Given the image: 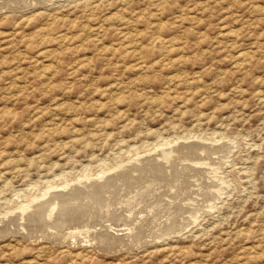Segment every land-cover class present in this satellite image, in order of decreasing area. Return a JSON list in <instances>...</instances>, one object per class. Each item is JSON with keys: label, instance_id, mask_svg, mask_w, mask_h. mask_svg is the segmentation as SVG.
I'll return each instance as SVG.
<instances>
[{"label": "rangeland", "instance_id": "obj_1", "mask_svg": "<svg viewBox=\"0 0 264 264\" xmlns=\"http://www.w3.org/2000/svg\"><path fill=\"white\" fill-rule=\"evenodd\" d=\"M0 4V264H264V0Z\"/></svg>", "mask_w": 264, "mask_h": 264}, {"label": "bare ground", "instance_id": "obj_2", "mask_svg": "<svg viewBox=\"0 0 264 264\" xmlns=\"http://www.w3.org/2000/svg\"><path fill=\"white\" fill-rule=\"evenodd\" d=\"M1 5V4H0ZM4 6V5H3ZM1 9V8H0ZM235 34L236 33H232L231 35H234V37H235ZM230 35V34H229ZM228 36V35H227ZM237 37V36H236ZM244 53H246V52H244ZM243 52L242 53H238V55L236 56V58H237V60H244L245 59V54H244ZM248 54V53H247ZM214 143V142H213ZM228 143V142H227ZM178 144V143H177ZM229 144V143H228ZM227 145V144H226ZM176 146V145H175ZM179 147V146H178ZM171 149H172V147H171ZM230 150V149H229ZM205 151H207V150H205ZM155 152V151H154ZM163 152V151H162ZM164 153H165V151H164ZM169 153V152H168ZM211 153V152H210ZM150 154V153H149ZM206 154V153H205ZM212 154V153H211ZM221 154V153H220ZM168 155V154H167ZM166 155V156H167ZM171 155V154H170ZM182 155V154H181ZM207 155V154H206ZM216 155V154H215ZM148 156V155H147ZM174 156V155H173ZM190 157V156H189ZM143 158V157H142ZM165 158V157H164ZM193 158H194V156H193ZM202 158V157H201ZM211 159V158H210ZM215 160V159H214ZM175 161V160H174ZM190 164V163H189ZM192 164H194V163H192ZM151 165H153V164H151ZM191 166V165H190ZM119 167V166H118ZM141 167V166H140ZM206 167V166H205ZM122 168V167H121ZM170 169V168H169ZM187 169H188V167H187ZM199 169V168H198ZM116 170V169H115ZM148 170V169H147ZM184 170V169H183ZM140 171V170H139ZM152 171V170H151ZM123 172V171H122ZM143 172V171H142ZM185 172V171H184ZM201 172V171H200ZM104 173V172H103ZM102 173V174H103ZM119 173V172H118ZM126 173V172H125ZM193 173V172H192ZM111 174V173H110ZM135 174V173H134ZM170 174V173H169ZM173 174V173H172ZM99 175V174H98ZM112 175V174H111ZM189 175V174H188ZM207 175V174H206ZM105 176V175H104ZM107 176V175H106ZM129 177V176H128ZM168 177V176H167ZM78 178V177H77ZM201 178V177H200ZM134 179V178H133ZM148 179V178H147ZM155 179V178H154ZM171 179V178H170ZM80 180V179H79ZM101 180V179H100ZM103 180H104V178H103ZM113 180V179H112ZM160 179H158V181H159ZM85 181H87V180H85ZM90 181V180H89ZM111 181V180H110ZM138 181V180H137ZM157 181V182H158ZM206 181V180H205ZM145 182V181H144ZM171 182V181H170ZM204 182V181H203ZM75 183H78V182H75ZM80 183V182H79ZM104 183V182H103ZM160 183V182H159ZM136 184V183H135ZM154 184V183H153ZM161 184V183H160ZM206 184V183H205ZM215 184V183H214ZM66 185V184H65ZM70 185V184H69ZM73 185V184H72ZM74 185H76V184H74ZM84 185V184H83ZM100 185V184H99ZM121 185V184H120ZM123 185V184H122ZM52 188L54 187V186H52V185H50ZM62 186V185H61ZM79 186V185H78ZM152 186V185H151ZM208 186V185H207ZM65 187V186H64ZM74 187V186H73ZM141 187V186H140ZM148 187V186H147ZM161 187V186H160ZM183 187V186H182ZM202 187V186H201ZM206 187V186H205ZM67 188V187H66ZM65 188V189H66ZM76 188V187H75ZM119 188V187H118ZM156 188V187H155ZM186 188V187H185ZM69 189H71V188H69ZM178 189V188H177ZM62 190V189H61ZM73 190V189H72ZM77 190V189H76ZM106 190V189H105ZM139 190V189H138ZM163 190V189H162ZM212 190V189H211ZM211 190H209V191H211ZM49 190H47V192H48ZM60 191V190H59ZM161 191V190H160ZM166 191V190H165ZM56 192V191H55ZM57 192H58V189H57ZM62 192H63V190H62ZM98 192V191H97ZM117 192V191H116ZM146 192V191H145ZM150 192V191H149ZM46 193V192H45ZM61 193V192H60ZM47 194V193H46ZM51 194H52V192H51ZM53 194H54V192H53ZM65 194V193H64ZM90 194H91V192H90ZM94 194H95V192H94ZM101 194V193H100ZM99 195V194H98ZM106 195V194H105ZM175 195V194H174ZM189 195V194H188ZM209 195V194H208ZM41 196V195H40ZM50 196L51 195H49V197L48 198H50ZM53 196V195H52ZM57 196H59L58 194L56 195V196H53L52 197V199L50 198V199H47V198H45V196H44V198L46 199L45 201H42L40 204L38 203V206H37V208H36V210L37 211H35L34 212V214H36V213H38L39 214V212H43V211H45V210H47V208H48V206H47V204H49V203H51L50 201H54V199H56V200H59V197H57ZM101 196V195H100ZM120 196V195H119ZM128 196V195H127ZM137 196V195H136ZM143 196V195H142ZM160 196V195H159ZM185 196V195H184ZM36 197V196H35ZM39 197V196H38ZM43 197V196H42ZM57 197V198H56ZM134 197V196H133ZM160 198H162V196L160 197ZM177 198V197H176ZM41 199V198H40ZM43 199V198H42ZM66 199V198H65ZM123 199V198H122ZM171 199V198H170ZM190 199V198H189ZM32 200V199H31ZM44 200V199H43ZM71 200V199H70ZM76 200V199H75ZM147 200V199H146ZM167 200V199H166ZM165 200V201H166ZM41 201V200H40ZM125 201V200H124ZM164 201V200H163ZM164 201V202H165ZM180 201V200H179ZM178 201V202H179ZM182 201V200H181ZM198 201V200H197ZM33 202V201H32ZM65 203H67L66 201H64ZM80 202V201H79ZM154 202V201H153ZM163 202V203H164ZM196 202V201H195ZM200 202V201H199ZM27 203V202H26ZM30 203V202H29ZM53 203V202H52ZM61 203H63L62 201L60 202V205H62ZM106 203V202H105ZM169 203V202H168ZM176 203V202H175ZM191 203H193V202H191ZM207 203V202H206ZM33 204V203H32ZM36 204V203H35ZM35 204H33V206L35 205ZM58 204V203H57ZM68 204H69V202H68ZM68 204H66L67 206H69ZM94 204V203H93ZM182 204V203H181ZM25 205V204H24ZM31 205V204H30ZM66 205L64 206V207H66ZM74 205H75V203H74ZM77 205V204H76ZM154 205V204H153ZM163 205V204H162ZM191 205H193V204H191ZM196 205V204H195ZM26 206V205H25ZM54 206V205H53ZM73 206V205H72ZM80 206V205H79ZM94 206V205H93ZM96 206V205H95ZM137 206V205H136ZM160 206V205H159ZM31 207H32V205H31ZM31 207H28V208H31ZM36 207V206H35ZM57 207V206H56ZM106 207V206H105ZM171 207V206H170ZM187 207V206H186ZM46 208V209H45ZM50 208V207H49ZM58 208H61L60 206L58 207ZM62 208H63V206H62ZM96 208V207H95ZM126 208V207H125ZM134 208V207H133ZM153 208V207H152ZM201 208V207H200ZM20 209L22 210V216L24 217V215H23V213L26 211L25 210V208H22V206L20 207ZM27 209V208H26ZM51 209V208H50ZM49 209V210H50ZM68 209V208H67ZM67 209H66V211H67ZM70 209V208H69ZM100 209V208H99ZM112 209V208H111ZM155 209H157V208H155ZM34 210V209H33ZM49 210H47V211H49ZM53 209H51V211H52ZM107 210H109V208L107 209ZM130 210V209H129ZM128 210V211H129ZM171 210H173V209H171ZM186 210V209H185ZM18 211V210H17ZM31 211V210H30ZM29 211V212H30ZM61 211H63L62 209H61ZM69 211V210H68ZM71 211V210H70ZM90 211V210H89ZM127 211V210H126ZM128 211H127V213H128ZM131 211V210H130ZM129 211V212H130ZM139 211H141V210H139L138 209V213L140 214V212ZM195 211V210H194ZM15 212V211H14ZM27 212H28V210H27ZM46 212V211H45ZM50 212V211H49ZM53 212V211H52ZM56 212V211H55ZM60 212V211H59ZM102 212V211H101ZM133 212V211H132ZM154 212V211H153ZM11 213V212H10ZM9 213V214H10ZM20 213V212H19ZM63 213L65 214V212L63 211ZM69 213V212H68ZM67 213V214H68ZM73 213V212H72ZM103 213V212H102ZM105 213V212H104ZM135 214H133V215H136V212H134ZM17 214V213H16ZM41 214V213H40ZM43 214V213H42ZM41 214V215H42ZM52 214V213H51ZM97 214V213H96ZM139 214H137V215H139ZM143 214V213H142ZM199 214V213H198ZM19 215V214H18ZM17 215V216H18ZM60 215V214H59ZM59 215H58V217H59ZM62 215V214H61ZM88 215V214H87ZM132 214H131V216H133ZM10 216V215H9ZM8 216V217H9ZM16 216V217H17ZM54 216V215H53ZM65 216V215H64ZM86 216V215H85ZM91 216V215H90ZM98 216V215H97ZM104 216V215H103ZM113 216V215H112ZM14 217H15V215H14ZM27 217V216H26ZM32 217V216H31ZM57 217V216H56ZM102 217V216H101ZM123 217V216H122ZM128 217V216H127ZM130 217V216H129ZM137 217V216H136ZM134 218L135 220L137 219V218ZM139 217V216H138ZM4 218V217H3ZM2 218V219H3ZM6 218V217H5ZM25 218V217H24ZM36 218V217H35ZM45 218V217H44ZM51 218V217H50ZM62 218V217H61ZM60 218V219H61ZM106 218V217H105ZM1 219V220H2ZM8 219V218H7ZM10 219V218H9ZM18 219V218H17ZM16 218L14 219V220H17ZM21 219V218H20ZM20 219H18V221L20 220ZM27 219V218H26ZM46 219H47V217H46ZM49 219V218H48ZM47 219V220H48ZM58 219V218H57ZM80 219V218H79ZM89 219V218H88ZM114 219V218H113ZM132 219V218H131ZM133 219V220H134ZM11 220V219H10ZM12 220H13V218H12ZM33 220V219H32ZM44 220V219H43ZM54 220H55V217H54ZM111 220V219H110ZM115 220V219H114ZM140 220V219H139ZM171 220V219H170ZM3 221H4V219H3ZM2 221V222H3ZM9 221V220H8ZM52 221V220H51ZM59 221V220H58ZM62 221H63V219H62ZM71 221V220H70ZM108 221H109V219H108ZM143 221V220H142ZM142 221H140V222H142ZM16 222V221H15ZM14 222V223H15ZM25 222H26V220H25ZM33 222H34V220H33ZM39 222V221H38ZM37 222V223H38ZM57 222V221H56ZM112 222H114V221H112ZM119 222H122V220L121 221H119ZM131 222V221H130ZM135 222H137V221H135ZM140 222H138V223H140ZM184 222V221H183ZM5 223H7V222H5ZM9 223L12 225V222L11 221H9ZM13 223V224H14ZM18 223V222H17ZM43 223V222H42ZM109 223V222H108ZM126 224L128 223V221L127 222H125ZM125 223H123V224H125ZM137 223V224H138ZM162 223H165V222H162ZM39 224V223H38ZM54 224V223H53ZM52 224V225H53ZM58 224H61V220H60V223H58ZM62 224H63V222H62ZM94 224V223H93ZM113 224H115V223H113ZM117 224V223H116ZM120 224V223H119ZM156 224V223H155ZM7 225V224H6ZM5 225V226H6ZM16 223H15V227H16ZM18 225H20L19 223H18ZM51 225V224H50ZM54 225H56V224H54ZM66 225V224H65ZM72 225H73V223H72ZM80 225H82V224H80ZM99 225H101V224H99ZM106 225V224H105ZM104 225V226H105ZM121 225V224H120ZM128 225V224H127ZM135 225V224H134ZM134 225H131V223H130V225L129 226H127V229H129V230H132V229H134V228H136V226H134ZM8 226V225H7ZM21 226V225H20ZM40 226V225H39ZM43 226H44V223H43ZM71 226V225H70ZM79 226V225H78ZM126 226V225H125ZM157 226V225H156ZM184 226V225H183ZM2 227H3V225H2ZM11 227V226H10ZM25 227V226H24ZM37 227V226H36ZM42 227V226H41ZM49 227V226H48ZM55 227V226H54ZM57 227V226H56ZM55 227V228H56ZM94 227V226H93ZM92 227V228H93ZM102 227V226H101ZM106 228H107V226H105ZM104 227V228H105ZM116 227V226H115ZM120 227V226H119ZM138 228L140 227V226H137ZM162 227V226H161ZM168 227H170L169 229H172V227H171V225L170 226H167V228ZM182 227V226H181ZM185 227V226H184ZM27 228V227H26ZM33 228H34V226H33ZM45 228V227H44ZM60 228V227H59ZM69 228V227H68ZM109 228L111 229V230H113V231H115L116 233H112V232H109V231H107V230H109ZM137 228V229H138ZM160 228V227H159ZM174 228V227H173ZM18 229V228H17ZM35 229V228H34ZM33 229V230H34ZM45 229H47V228H45ZM50 229V228H49ZM53 229V228H52ZM51 229V230H52ZM56 229H58V228H56ZM56 229H53V230H56ZM100 229V227L98 228V231H96V234H94V236L92 237V238H95V241H96V244H98L99 246H101V247H108V248H115V247H117V246H120L122 243H123V235H127V234H123V235H120V233H118L117 231H119V230H121V231H123L124 232V230H125V228H120V229H116V228H113V226L111 225V223H110V225L108 226V229H106L105 231H100L99 230ZM136 229V230H137ZM183 229V228H182ZM1 230V229H0ZM13 230V229H12ZM27 230H28V228H27ZM48 230V229H47ZM51 230H49V232L51 231ZM79 230V229H78ZM82 230V229H81ZM138 230H141V229H138ZM158 230V229H157ZM160 230V229H159ZM173 230V229H172ZM171 230V231H172ZM4 231H5V229H4ZM14 231V230H13ZM16 231V230H15ZM18 231H19V229H18ZM61 231V230H60ZM95 231V230H94ZM145 231H146V229H145ZM145 231H143V233L145 232ZM153 231V230H152ZM161 231V230H160ZM171 231H169L168 233H170ZM183 231V230H182ZM12 232V231H11ZM20 232V231H19ZM30 232V231H29ZM34 232V231H33ZM41 232V231H40ZM47 232V231H46ZM52 232V231H51ZM65 232V231H64ZM79 232H80V230H79ZM128 232V231H127ZM133 232V231H132ZM139 232V231H138ZM137 232V233H138ZM149 232V231H148ZM174 232H176V231H174ZM2 233V232H1ZM6 233V232H5ZM4 233V234H5ZM38 233V232H37ZM53 233V232H52ZM54 233H55V231H54ZM90 233V232H89ZM124 233H126V232H124ZM21 234V233H20ZM29 234V233H28ZM31 234V233H30ZM49 234V233H48ZM56 234V233H55ZM120 236H119V235ZM152 234H153V232H152ZM155 234H157V233H155ZM159 234V233H158ZM161 234V233H160ZM159 234V235H160ZM170 234H172V233H170ZM174 234V233H173ZM25 235V234H24ZM35 235V234H34ZM33 234L31 235V236H34ZM50 235V234H49ZM58 235V237H59V234H57ZM63 235V234H62ZM61 235V237H63ZM67 235V234H66ZM139 235V234H138ZM150 235V234H149ZM166 236H167V234H165ZM30 236V237H31ZM51 236V235H50ZM53 236H54V234H53ZM132 236H133V234H132ZM151 236V235H150ZM158 236V235H157ZM161 236V235H160ZM165 236V237H166ZM27 237H29V236H27ZM37 237V236H36ZM60 237V238H61ZM70 237V236H69ZM73 237V236H72ZM76 237V236H75ZM79 237V236H78ZM127 237V236H126ZM2 238V237H1ZM47 238H48V235H47ZM50 238V237H49ZM59 238V239H60ZM65 238V237H64ZM130 238V237H129ZM128 238V239H129ZM134 238H135V234H134ZM139 238V237H138ZM144 238H145V236H144ZM147 238V237H146ZM161 238L162 239H164L162 236H161ZM35 239V238H34ZM63 239V238H62ZM66 239V238H65ZM135 239H137V236H136V238ZM152 239V238H151ZM30 240V239H29ZM61 240V239H60ZM73 240H74V238H73ZM139 240H141V239H138L137 240V243L139 242ZM154 240V239H153ZM158 241L160 240V238H158L157 239ZM58 241V240H57ZM93 241V240H92ZM125 241V240H124ZM59 242V241H58ZM62 242V241H61ZM133 242H134V240H133ZM132 241H131V243H133ZM146 243H147V240L145 241ZM64 243V242H63ZM135 243V242H134ZM89 245V244H88ZM97 245V246H98ZM96 246V245H95ZM136 246V245H135ZM124 247V246H123ZM105 248H104V250H105ZM121 248V247H120ZM135 248H137V247H135ZM122 250V249H121ZM115 252V251H114Z\"/></svg>", "mask_w": 264, "mask_h": 264}]
</instances>
